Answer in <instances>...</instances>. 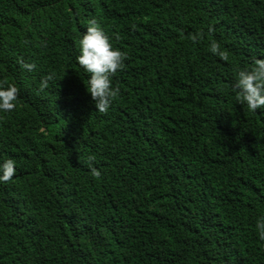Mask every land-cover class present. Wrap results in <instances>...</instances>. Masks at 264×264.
<instances>
[{
    "label": "trees",
    "instance_id": "obj_1",
    "mask_svg": "<svg viewBox=\"0 0 264 264\" xmlns=\"http://www.w3.org/2000/svg\"><path fill=\"white\" fill-rule=\"evenodd\" d=\"M89 19L126 53L106 113L75 60ZM254 57L264 0H0V264H264V110L232 88Z\"/></svg>",
    "mask_w": 264,
    "mask_h": 264
},
{
    "label": "clouds",
    "instance_id": "obj_2",
    "mask_svg": "<svg viewBox=\"0 0 264 264\" xmlns=\"http://www.w3.org/2000/svg\"><path fill=\"white\" fill-rule=\"evenodd\" d=\"M211 30V29H209ZM201 33L191 36L198 40ZM209 50L221 59H227L224 51L216 41H210ZM126 53L113 46L110 37L95 19H89L78 39L75 60L87 75L86 91L95 103L96 111L106 113L112 104L117 90L112 86L110 76L123 66ZM22 67L28 71L35 68L32 62H24ZM52 74L41 77L40 87H46ZM232 88L235 90L237 103L245 105L248 110H264V58H253L250 67L238 69L234 74ZM18 89L11 83L0 85V112L14 109ZM94 156L88 157V168L93 177L100 171L92 164ZM16 162L11 158L0 159V182H6L14 175ZM258 239L264 242V215L255 220Z\"/></svg>",
    "mask_w": 264,
    "mask_h": 264
}]
</instances>
